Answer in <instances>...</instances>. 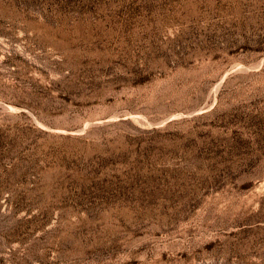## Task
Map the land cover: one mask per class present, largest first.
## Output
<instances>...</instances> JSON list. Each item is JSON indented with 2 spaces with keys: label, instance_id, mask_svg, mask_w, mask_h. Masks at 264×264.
<instances>
[{
  "label": "rangeland",
  "instance_id": "1",
  "mask_svg": "<svg viewBox=\"0 0 264 264\" xmlns=\"http://www.w3.org/2000/svg\"><path fill=\"white\" fill-rule=\"evenodd\" d=\"M0 264H264V0H0Z\"/></svg>",
  "mask_w": 264,
  "mask_h": 264
}]
</instances>
